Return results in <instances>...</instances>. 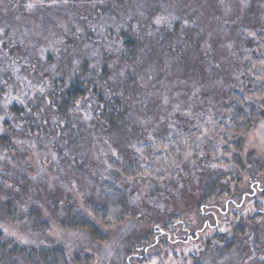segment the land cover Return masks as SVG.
Instances as JSON below:
<instances>
[{"label":"rangeland","instance_id":"obj_1","mask_svg":"<svg viewBox=\"0 0 264 264\" xmlns=\"http://www.w3.org/2000/svg\"><path fill=\"white\" fill-rule=\"evenodd\" d=\"M263 38L264 0H0V264L54 247L69 264H264V115L239 153L226 129L231 96L264 82ZM109 183L130 213L107 228L90 204ZM75 211L106 240L63 225Z\"/></svg>","mask_w":264,"mask_h":264},{"label":"trees","instance_id":"obj_2","mask_svg":"<svg viewBox=\"0 0 264 264\" xmlns=\"http://www.w3.org/2000/svg\"><path fill=\"white\" fill-rule=\"evenodd\" d=\"M8 4L14 6L19 4L20 6L25 5L27 3L34 4L35 2H63L67 0H6ZM264 43V38H263ZM255 63V61H254ZM258 64H264V55L260 56L257 60ZM255 75V74H252ZM254 83V81H253ZM84 82L75 81L71 84V86L63 93L62 104L63 106H67L73 103L78 98L85 96L87 86L84 85ZM88 84V83H87ZM245 93H241L238 91L231 96L232 104L228 106L227 112H229V122L226 126V129L229 127L233 129V132L237 133V140L234 142V146L237 148L238 153L241 151V142L243 140L244 134L247 130L252 127L259 119H261L264 115V110L258 109L257 106L262 105V101L264 99V82L254 83L253 87H245ZM94 93V97L100 98V94L96 92L95 88L92 89ZM251 99V100H250ZM260 99V102H257ZM98 102V100H97ZM98 104H102L101 100ZM231 107V108H230ZM230 108V109H229ZM13 109L16 111H20L17 106H13ZM101 113L107 114L106 107L104 105L101 108ZM103 120V119H102ZM106 123L111 122L112 116L107 119ZM112 125V123H110ZM236 162H239V156H236ZM138 173V172H137ZM138 174L129 173L128 177L131 179H135ZM115 177V176H114ZM125 185V182L122 184ZM213 184H209L208 193H212L214 191ZM122 186V187H123ZM107 189L102 191V194L99 196L98 200L92 204H90V212L97 218L100 223L105 227H112L124 222L125 218L130 213V207L128 208L126 195L123 188H116L112 186L111 183L107 184ZM207 198L205 199V201ZM67 223V224H66ZM63 225H67L70 228L82 229L87 231L94 239L98 241L106 240V237L100 232L99 227L91 221L86 216L79 214L78 211L73 213L72 218L68 219ZM49 253V262L48 264H69L66 260V255L64 250L60 247H54L52 249H48ZM133 256V255H132ZM194 264H199L194 262Z\"/></svg>","mask_w":264,"mask_h":264}]
</instances>
